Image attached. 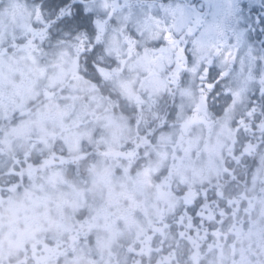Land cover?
<instances>
[{"label": "flooded vegetation", "instance_id": "obj_1", "mask_svg": "<svg viewBox=\"0 0 264 264\" xmlns=\"http://www.w3.org/2000/svg\"><path fill=\"white\" fill-rule=\"evenodd\" d=\"M36 2L0 0V264H231L233 247L264 264V236L238 231L264 229V128L210 113L182 131L192 82L131 60L85 79L63 31L80 16L32 39Z\"/></svg>", "mask_w": 264, "mask_h": 264}, {"label": "snow or ice", "instance_id": "obj_2", "mask_svg": "<svg viewBox=\"0 0 264 264\" xmlns=\"http://www.w3.org/2000/svg\"><path fill=\"white\" fill-rule=\"evenodd\" d=\"M44 12L37 0L32 15L40 28L30 29L32 39L79 15L83 22L63 31L93 72L102 70L103 59L131 60V70L142 69L146 80L164 73L188 95L190 80L197 97L182 131L196 123L211 127L210 113L240 134L247 121L264 128V0H49ZM245 227L264 236L253 224L238 231ZM249 255L233 247L231 264H248Z\"/></svg>", "mask_w": 264, "mask_h": 264}, {"label": "clouds", "instance_id": "obj_3", "mask_svg": "<svg viewBox=\"0 0 264 264\" xmlns=\"http://www.w3.org/2000/svg\"><path fill=\"white\" fill-rule=\"evenodd\" d=\"M75 65H79L80 61L78 59H76L75 57H73ZM74 70L80 74L81 76H83L85 79H88V68L85 65V58H84V64L83 67H75ZM197 92L194 89V95H196ZM99 181V182H98ZM98 181H94L92 187L89 189V191L92 193L93 196L98 195L100 191H102L101 187H100V182L103 181V176H99ZM121 189H125L124 192H122V194L127 195V191H126V186L125 185H121ZM130 198V197H129ZM110 203V201H109ZM6 240V237L4 238ZM2 242V241H0ZM100 252V257L101 259H105V257L111 256L112 253L110 251H108L106 248H104L103 246L100 247L99 249ZM82 264H98L97 261H93L90 259H84ZM107 264V261H106Z\"/></svg>", "mask_w": 264, "mask_h": 264}]
</instances>
